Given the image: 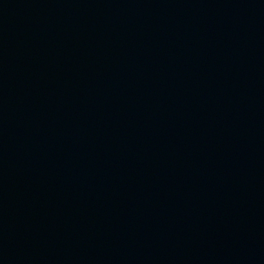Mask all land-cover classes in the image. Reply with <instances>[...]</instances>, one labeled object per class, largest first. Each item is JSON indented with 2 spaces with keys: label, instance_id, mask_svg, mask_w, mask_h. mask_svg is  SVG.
I'll return each instance as SVG.
<instances>
[{
  "label": "water",
  "instance_id": "obj_1",
  "mask_svg": "<svg viewBox=\"0 0 264 264\" xmlns=\"http://www.w3.org/2000/svg\"><path fill=\"white\" fill-rule=\"evenodd\" d=\"M0 264H264V0H0Z\"/></svg>",
  "mask_w": 264,
  "mask_h": 264
}]
</instances>
